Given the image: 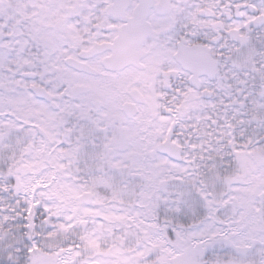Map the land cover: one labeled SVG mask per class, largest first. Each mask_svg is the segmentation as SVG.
<instances>
[{
  "label": "snow or ice",
  "instance_id": "6c2138e0",
  "mask_svg": "<svg viewBox=\"0 0 264 264\" xmlns=\"http://www.w3.org/2000/svg\"><path fill=\"white\" fill-rule=\"evenodd\" d=\"M0 264H264V0H0Z\"/></svg>",
  "mask_w": 264,
  "mask_h": 264
}]
</instances>
